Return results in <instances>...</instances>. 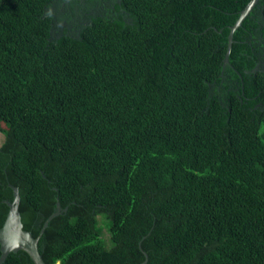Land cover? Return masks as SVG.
Instances as JSON below:
<instances>
[{
	"label": "trees",
	"instance_id": "16d2710c",
	"mask_svg": "<svg viewBox=\"0 0 264 264\" xmlns=\"http://www.w3.org/2000/svg\"><path fill=\"white\" fill-rule=\"evenodd\" d=\"M53 1L0 0V227L12 184L35 237L67 207L46 264H264V0L225 66L250 0H118L58 38Z\"/></svg>",
	"mask_w": 264,
	"mask_h": 264
},
{
	"label": "water",
	"instance_id": "95a60500",
	"mask_svg": "<svg viewBox=\"0 0 264 264\" xmlns=\"http://www.w3.org/2000/svg\"><path fill=\"white\" fill-rule=\"evenodd\" d=\"M260 0H250L246 7L241 10L239 18L236 20L235 24L230 26V33L228 36V47L224 57V66L230 64V53L234 41V32L236 29L242 25V22L247 15L252 11V9L258 4ZM240 74V72L238 71ZM241 75V74H240ZM13 188V200H6L9 206V211L3 225L0 227V264L3 263L10 252H18L19 250L26 251L32 258L34 264H46L42 254L40 252L39 241L41 235L43 234L45 228L49 225V222L57 215L61 214L62 211H67V207L62 208L60 202H57V207L52 212L48 218L45 220L40 233L38 236H33L30 230L24 228L21 212L19 209L21 195L18 186L11 184ZM145 255L147 253L145 252ZM147 259L142 262L144 264Z\"/></svg>",
	"mask_w": 264,
	"mask_h": 264
},
{
	"label": "flooded vegetation",
	"instance_id": "af4514ba",
	"mask_svg": "<svg viewBox=\"0 0 264 264\" xmlns=\"http://www.w3.org/2000/svg\"><path fill=\"white\" fill-rule=\"evenodd\" d=\"M116 1L118 0H54L51 8L55 11L53 26L57 27L52 29V34L57 38L63 34H78L92 17L104 14L109 7L113 8ZM260 63L259 61L256 68Z\"/></svg>",
	"mask_w": 264,
	"mask_h": 264
},
{
	"label": "rangeland",
	"instance_id": "374dc122",
	"mask_svg": "<svg viewBox=\"0 0 264 264\" xmlns=\"http://www.w3.org/2000/svg\"><path fill=\"white\" fill-rule=\"evenodd\" d=\"M4 140V135L0 132V145ZM57 264H60V262H58Z\"/></svg>",
	"mask_w": 264,
	"mask_h": 264
}]
</instances>
